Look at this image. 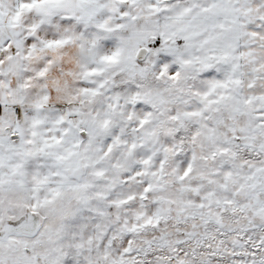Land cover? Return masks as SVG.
Masks as SVG:
<instances>
[{
  "label": "snow or ice",
  "instance_id": "obj_1",
  "mask_svg": "<svg viewBox=\"0 0 264 264\" xmlns=\"http://www.w3.org/2000/svg\"><path fill=\"white\" fill-rule=\"evenodd\" d=\"M0 264H264V0H0Z\"/></svg>",
  "mask_w": 264,
  "mask_h": 264
}]
</instances>
